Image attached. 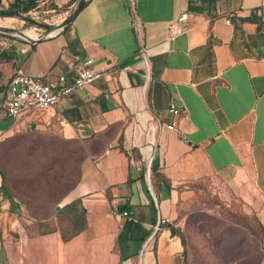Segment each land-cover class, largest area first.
<instances>
[{"label": "crops", "instance_id": "0c3cea01", "mask_svg": "<svg viewBox=\"0 0 264 264\" xmlns=\"http://www.w3.org/2000/svg\"><path fill=\"white\" fill-rule=\"evenodd\" d=\"M71 1L40 0L58 8ZM77 1L70 11H42L54 13L44 23H60ZM13 2L0 0L1 29L23 23L1 12ZM183 12L187 20L179 22ZM31 25L20 31L26 39L10 35L7 47L0 41L6 82L18 70L45 80L71 75L76 56L92 59L102 76L13 122L3 110L4 89L0 149L21 134L82 142L89 151L58 206L79 200L86 226L67 242L57 230L28 234L31 219L21 205L12 210L0 176V264H184L171 222L159 221L174 219L188 183L206 180L243 202L264 228V0H88L47 39L37 40L49 29ZM171 27L184 32L169 39ZM152 162L172 187L160 202Z\"/></svg>", "mask_w": 264, "mask_h": 264}, {"label": "rangeland", "instance_id": "374dc122", "mask_svg": "<svg viewBox=\"0 0 264 264\" xmlns=\"http://www.w3.org/2000/svg\"><path fill=\"white\" fill-rule=\"evenodd\" d=\"M53 15L54 13L43 14L35 12V20L44 23L51 20ZM15 21L19 23L17 27L18 31L32 27L28 21L21 20L23 23L18 20ZM3 23H5L4 20ZM22 24L23 26H21ZM0 25L4 24L0 22ZM11 39H13V36L0 34V41L5 42L3 44L5 47H7L6 45ZM1 60L6 61L5 57H1ZM55 145H58V150L62 148L63 154L60 155L61 152L54 151ZM78 148L76 144L68 143L57 135L49 134L15 135L10 140L4 142V145L0 149V168L5 171L7 177H11V181L13 180L14 183L18 181L15 184L16 191L14 192L20 195L24 208L30 205V209L43 210V212L37 211L38 214H50L47 211L50 210L51 206L41 205L39 199L48 194L50 198L49 202H55V199L77 177L76 175L73 177H57L55 180L56 188L53 189L47 182L38 180L37 175L40 167L37 166L38 164L43 165L44 162L49 165L51 160L58 159L59 163L54 166L55 169L52 172L57 174L63 172L61 174L64 175L65 168L68 167V163H66L68 161L66 159L67 152L74 151V158L78 157L80 154ZM136 151L139 155L138 149ZM48 176L51 177V174L49 173ZM27 184H31L32 188L27 186ZM220 190L219 185L214 181L208 183L205 188L198 187L193 192L188 193L179 202L178 211L175 213L174 219L169 221L183 229L188 244L186 261L184 262L183 260L184 264H220L219 255H216V250L220 252L222 247L220 246L218 249L216 245V241L220 238L219 236L216 237L215 234L217 221L236 228L234 232L235 236L233 238L229 236L230 242L236 244L237 241L242 239L244 232L240 227L242 226V221L246 219L247 222L253 224L251 219H247L251 218V214L245 212V208L236 199L223 196ZM242 213H247L248 217ZM61 225L63 226L65 223L63 222ZM204 226L208 234L209 231L211 232L208 241L206 233L201 231V227ZM222 228L224 229L225 226H222ZM226 235L223 237L224 240ZM249 241H251L252 246H258V242L253 238L249 237ZM237 249L242 252V245H237ZM257 263L264 264L263 257L259 258Z\"/></svg>", "mask_w": 264, "mask_h": 264}, {"label": "trees", "instance_id": "16d2710c", "mask_svg": "<svg viewBox=\"0 0 264 264\" xmlns=\"http://www.w3.org/2000/svg\"><path fill=\"white\" fill-rule=\"evenodd\" d=\"M77 0H72L71 2L67 3L64 6L61 7H55L51 3L42 4L40 0H14V2L6 9L2 10L1 12H12V13H21L26 16L34 17L35 18V12H41L47 9L53 10L54 13H63L66 11H70L71 6L76 2ZM37 15V14H36ZM12 78V77H11ZM10 78V79H11ZM10 79L6 82L5 79L2 77V74L0 72V92L4 91L6 88L8 82ZM11 139V138H10ZM8 139V140H10ZM62 139V138H61ZM7 140V141H8ZM64 140V139H62ZM68 143H73L78 146V150L80 152L78 157L74 158V151H68L66 163H68V167L65 168V173L62 175L61 173L57 174L54 171L55 165L59 163L58 159L51 160L50 164L47 165L45 162L43 165H39L37 167H40V170L38 171V180L47 182L48 185L53 187V189L56 188L55 180L57 177H73L76 175V177H79L80 173V164L82 160L87 156V150L82 145V142L79 140H64ZM85 142V141H84ZM52 145V143H50ZM58 145H55L54 151L61 152L62 148L60 150L57 149ZM65 151V150H63ZM131 155L134 158V160L140 161V157L136 151V149L131 150ZM51 174V177L48 176V174ZM0 176L2 179L1 187L4 193L8 196V198L11 201L12 210L14 209L13 206L21 205L22 206V199L20 195L14 191H16L15 184L18 182L11 181V177H7V174L5 171L0 168ZM77 182V179L71 183L62 193L59 197L55 199V202H49L50 198L48 194L45 197H42L39 199V203L41 205H48L51 206L50 210L47 211V213L50 214H38L37 211L40 210H34L30 209V205L25 207L28 217L31 219L30 225L26 224L24 225V229L27 231L28 234L34 233V234H47L53 231H59L62 241L67 242L74 236L78 235L81 231L84 230L86 223H85V217H84V209L82 208V205L79 200H74L61 208L57 209L56 207L62 201L63 197L73 188L75 183ZM150 182L152 185V188L154 190V193L156 195L157 201L160 202V200L168 198L170 195V191L172 190L171 184L166 179L162 173L158 170V166L155 162L151 163L150 166ZM210 183V181L206 180L204 182H196V183H188L186 185V188L188 191L193 192L198 187L205 188L206 185ZM212 183V182H211ZM30 188H32L31 184H27ZM178 190L181 187H177ZM176 188V189H177ZM230 197L234 198L230 195ZM183 199H179L176 203V209L175 212L178 211V204ZM244 208L245 212L251 214L252 223L247 222L246 219L242 221V230L244 231L242 234V239L237 241L236 243H231L230 238H233L235 236L234 232L236 231V228L227 225L225 223H221L217 221L216 223V237H220L216 241V245L219 249L220 246V252L216 250V255H219V263L220 264H256L259 258L263 257L264 259V228L262 224L260 223L259 219L255 215L253 211H250L249 209H246L243 202L236 199ZM45 211V210H44ZM40 212H43L41 210ZM247 213L245 216L248 217ZM201 221V220H199ZM65 223V225H61L62 223ZM222 226H225L223 229ZM167 228L170 230V233L173 236H177L181 242L183 251H182V257L184 262L186 261L187 257V241L185 238V235L183 233V229L179 227L178 225L174 223H170L167 225ZM201 231L203 233H206V239L208 241L209 237L211 236V232L206 231L205 226L201 227ZM226 235V238L224 240V236ZM230 236V238H229ZM249 237L254 239L256 242H258V246H252L251 241H249ZM237 245H242V252L237 249ZM224 246V247H223ZM221 253V255H220ZM258 264V263H257Z\"/></svg>", "mask_w": 264, "mask_h": 264}, {"label": "built area", "instance_id": "2783aa9c", "mask_svg": "<svg viewBox=\"0 0 264 264\" xmlns=\"http://www.w3.org/2000/svg\"><path fill=\"white\" fill-rule=\"evenodd\" d=\"M188 14L183 12L179 17V22H185ZM184 32L179 27H171L168 38L173 39ZM92 59L80 60L77 56L68 63L71 75H59L54 80H45L40 77H31L16 71L5 88V99L3 101V110L5 116L13 121L20 117H27L39 111L48 109L59 103L68 94L83 89L87 85L98 80L102 76L101 71L94 70L91 65ZM169 112L178 116L180 111L175 105L169 103ZM171 128L178 134L179 131L175 124ZM122 212L121 216H126ZM169 223L168 219H160L159 224Z\"/></svg>", "mask_w": 264, "mask_h": 264}, {"label": "water", "instance_id": "95a60500", "mask_svg": "<svg viewBox=\"0 0 264 264\" xmlns=\"http://www.w3.org/2000/svg\"><path fill=\"white\" fill-rule=\"evenodd\" d=\"M87 1L88 0H78L76 5L72 9V11L69 13V15L67 17H65L60 23H57L55 25H48V24H45V23H41V22L35 21L31 17H28V16L23 15L21 13L5 12L3 14L4 15H8V16H13V17H16L18 19L33 23L34 25L41 26V27L49 29V32H47L43 37L38 38L37 40L47 39V38L51 37L53 32H55L57 30H60V29H63L64 27L69 25L75 19V17L78 15V13L82 10V8L85 6ZM1 14L2 13H0V15ZM0 34L13 35L14 37L19 38V39H26V37H27L23 32L14 31V30H7V29H1V28H0ZM146 178H147V181L149 182V166L147 168V177ZM56 208L59 209L60 207L57 206Z\"/></svg>", "mask_w": 264, "mask_h": 264}, {"label": "bare ground", "instance_id": "6f19581e", "mask_svg": "<svg viewBox=\"0 0 264 264\" xmlns=\"http://www.w3.org/2000/svg\"><path fill=\"white\" fill-rule=\"evenodd\" d=\"M26 35H29L28 33H26ZM30 36H32L31 34H30Z\"/></svg>", "mask_w": 264, "mask_h": 264}]
</instances>
